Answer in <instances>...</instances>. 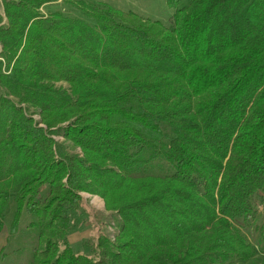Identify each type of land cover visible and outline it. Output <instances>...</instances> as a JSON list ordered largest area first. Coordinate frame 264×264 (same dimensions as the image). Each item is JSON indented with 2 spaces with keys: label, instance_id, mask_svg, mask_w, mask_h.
Masks as SVG:
<instances>
[{
  "label": "trees",
  "instance_id": "obj_1",
  "mask_svg": "<svg viewBox=\"0 0 264 264\" xmlns=\"http://www.w3.org/2000/svg\"><path fill=\"white\" fill-rule=\"evenodd\" d=\"M54 1L0 0V256L29 232L26 264H264V0ZM81 192L118 215L90 253Z\"/></svg>",
  "mask_w": 264,
  "mask_h": 264
},
{
  "label": "rangeland",
  "instance_id": "obj_2",
  "mask_svg": "<svg viewBox=\"0 0 264 264\" xmlns=\"http://www.w3.org/2000/svg\"><path fill=\"white\" fill-rule=\"evenodd\" d=\"M80 0H56L47 3L40 8L44 15L60 14L63 16H83L82 11L76 7V2ZM86 1V0H85ZM109 4L112 7L123 11H132L137 15L149 19L158 20L163 24H168L174 9L170 7L167 0H96ZM188 0H182L181 4ZM91 22V21H90ZM55 86L68 88L67 83H56ZM33 118L39 121V114L32 107H29ZM28 109V110H29ZM39 125H42L39 123ZM55 139L62 141L61 136H54ZM84 198V203L79 206L77 211H70L71 229L67 234V240L74 250L90 253L91 247L95 242L96 235L102 232H112L115 230L113 223L116 224L118 215L113 210L106 209L105 201L96 194L87 192L80 193ZM260 222L263 221L261 218ZM6 232V231H5ZM7 234V232H6ZM256 236H251V242H255ZM35 236L29 232H22L17 237L11 238L5 247V255L0 256V264H26L30 258V248L35 243ZM5 233H0V248L5 244ZM19 250H16L18 249ZM255 257H262L259 249L255 248Z\"/></svg>",
  "mask_w": 264,
  "mask_h": 264
}]
</instances>
